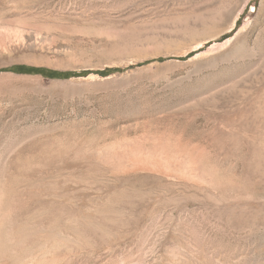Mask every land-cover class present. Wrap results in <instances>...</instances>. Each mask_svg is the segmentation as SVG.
<instances>
[{"label":"rangeland","instance_id":"374dc122","mask_svg":"<svg viewBox=\"0 0 264 264\" xmlns=\"http://www.w3.org/2000/svg\"><path fill=\"white\" fill-rule=\"evenodd\" d=\"M17 64L90 71H0L1 171L62 208L40 264H264V0H0Z\"/></svg>","mask_w":264,"mask_h":264},{"label":"bare ground","instance_id":"6f19581e","mask_svg":"<svg viewBox=\"0 0 264 264\" xmlns=\"http://www.w3.org/2000/svg\"><path fill=\"white\" fill-rule=\"evenodd\" d=\"M12 146V142L1 146L3 147L1 150L3 151L2 154H5L6 150L8 152V149ZM2 166L5 167L4 165ZM3 167H0V264H40L41 260L43 261L50 257L53 245L62 241V229L59 222L62 208L60 206L56 207L57 210H55L53 216L56 219L54 223L50 221L51 217L46 213L42 217L35 219L33 212L30 210V206L34 205L33 197L30 199L32 195H27L26 188L16 191L12 186H9L8 178L3 173L4 170L1 171ZM7 167L6 169L8 170ZM36 188L34 189L36 190ZM32 192L34 193V191L30 193ZM77 214L73 212L70 215L71 233L75 246L80 235L79 217ZM77 260V251L75 249L74 258L68 264H78Z\"/></svg>","mask_w":264,"mask_h":264},{"label":"trees","instance_id":"16d2710c","mask_svg":"<svg viewBox=\"0 0 264 264\" xmlns=\"http://www.w3.org/2000/svg\"><path fill=\"white\" fill-rule=\"evenodd\" d=\"M192 54L193 53H190L187 56H190ZM158 60H163V59L159 58ZM121 70L122 69L119 67H106L104 69L95 72L102 76H106L112 72L121 71ZM0 71H9L17 74H37L46 78H61V79H66L72 76H85L90 72L88 70H83L79 72L61 71L44 66H34V65H25V64H17V65L1 68Z\"/></svg>","mask_w":264,"mask_h":264}]
</instances>
